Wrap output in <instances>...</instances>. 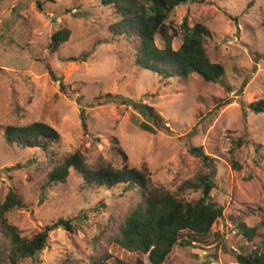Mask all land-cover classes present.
Listing matches in <instances>:
<instances>
[{"label":"rangeland","instance_id":"374dc122","mask_svg":"<svg viewBox=\"0 0 264 264\" xmlns=\"http://www.w3.org/2000/svg\"><path fill=\"white\" fill-rule=\"evenodd\" d=\"M183 18L188 26L201 23L210 31L207 55L224 67L217 82L195 73L164 79L137 66L133 44L112 35L111 8L99 0H0V202L13 187L26 204L7 215L21 235L30 237L59 217L70 218L74 227L50 232L39 264H87L91 254L105 250L112 264L115 258L149 264L146 254L106 240L141 194L123 185L84 189L73 170L65 183L45 187L44 154L8 145L2 125L48 124L60 136L53 146L59 158L80 149L92 165L119 166L123 152L155 185L187 201L200 192H177L181 182L208 174L211 197L223 205V214L205 245L177 243L165 264H236L232 252L239 245L261 243L264 113L252 112L248 104L264 100V0H192L169 19L178 29ZM60 27L70 30L69 38L50 52V37ZM154 42L161 47L158 36ZM180 43L178 29L171 46ZM82 53L85 61L68 60ZM99 93L111 96L95 104ZM190 146L201 147L212 162L205 166L188 153ZM239 222L258 226L251 243L237 235ZM103 228L105 236L94 249L92 237ZM31 263L24 258L17 264Z\"/></svg>","mask_w":264,"mask_h":264},{"label":"trees","instance_id":"16d2710c","mask_svg":"<svg viewBox=\"0 0 264 264\" xmlns=\"http://www.w3.org/2000/svg\"><path fill=\"white\" fill-rule=\"evenodd\" d=\"M101 5L111 8L114 21L109 30L118 39H124L134 46L135 64L156 74L160 78H186L190 74L199 75L204 81L217 82L224 75V67L212 62L206 52L205 42L210 36L208 28L201 23L188 26L186 18L179 25L181 43L177 49L171 46V40L178 34V29L169 19L172 12L180 5L192 0H99ZM40 6L39 2H36ZM70 30L60 27L53 32L48 45L50 52L57 51L59 46L69 38ZM155 36L161 39V47L155 42ZM71 61H85V53L69 57ZM52 77V72L50 73ZM111 94L99 93L95 104L106 102ZM124 103H128L124 100ZM254 113H264V100L248 104ZM81 127L86 133V121L81 113ZM4 141L19 148H37L46 158L48 166L45 174V187L65 183L73 170L81 178L84 189H112L123 185L124 191L138 188L140 200L122 217L115 231L106 236L107 244L138 254H146L149 264H165L173 247L178 243L184 245L193 240L205 245L212 225L223 214V205L211 197L214 187L208 174H198L181 182L177 192L185 190L199 191L200 196L187 201L177 194L170 193L162 186L155 185L143 171L131 165L128 157L121 152L120 165L109 161L92 165L80 149L59 158L53 146L59 141V133L44 122L34 121L26 125L6 124L1 129ZM188 153L197 157L205 166L212 162L201 147L190 146ZM233 168L239 165L232 161ZM15 188H8L0 202V264L10 262L17 264L24 258H30L31 264H39V254L47 246L52 230L60 228L66 232L74 231L70 218L59 217L51 224L39 227L32 236L21 235L19 228L11 224L7 215L13 209L25 208ZM264 212V206H263ZM237 235L251 243L258 226L248 227L244 222L237 224ZM185 234V236H184ZM105 228L92 237L94 249ZM1 242V241H0ZM191 245V244H189ZM238 264H264V237L258 245H239L232 252ZM110 253L100 251L91 254L87 264H112ZM115 264H125L114 259ZM135 264H144L137 259Z\"/></svg>","mask_w":264,"mask_h":264},{"label":"built area","instance_id":"2783aa9c","mask_svg":"<svg viewBox=\"0 0 264 264\" xmlns=\"http://www.w3.org/2000/svg\"><path fill=\"white\" fill-rule=\"evenodd\" d=\"M192 243H194V242H192Z\"/></svg>","mask_w":264,"mask_h":264},{"label":"crops","instance_id":"0c3cea01","mask_svg":"<svg viewBox=\"0 0 264 264\" xmlns=\"http://www.w3.org/2000/svg\"><path fill=\"white\" fill-rule=\"evenodd\" d=\"M236 263V262H235ZM237 264V263H236Z\"/></svg>","mask_w":264,"mask_h":264}]
</instances>
